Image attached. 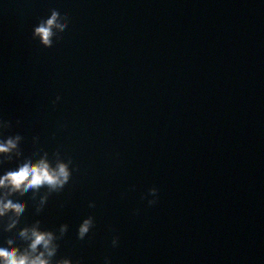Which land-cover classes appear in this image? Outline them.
Here are the masks:
<instances>
[{
	"label": "water",
	"instance_id": "water-1",
	"mask_svg": "<svg viewBox=\"0 0 264 264\" xmlns=\"http://www.w3.org/2000/svg\"><path fill=\"white\" fill-rule=\"evenodd\" d=\"M53 8L66 26L45 45L33 27ZM15 136L0 173L46 154L70 177L12 192L25 208L0 241L24 248L36 225L52 264H264V2L0 0V140Z\"/></svg>",
	"mask_w": 264,
	"mask_h": 264
},
{
	"label": "clouds",
	"instance_id": "clouds-1",
	"mask_svg": "<svg viewBox=\"0 0 264 264\" xmlns=\"http://www.w3.org/2000/svg\"><path fill=\"white\" fill-rule=\"evenodd\" d=\"M264 2V0H262ZM66 22L60 18L58 9L53 8L50 15L43 18L33 27V35L39 37L45 45L52 43L54 29L64 28ZM59 99V97H57ZM18 136L8 137L0 140V154L11 152L17 146ZM70 177L68 164L63 161H57L53 166L45 156L33 161L28 157L19 162L15 167L5 169L0 173V190L7 189L6 192L0 191V216H3L9 210H14L17 214L23 212L25 203L23 200L13 198L11 193L19 189L27 191L29 189L37 190L41 186H47L51 190L61 188ZM155 194L156 189H150ZM44 197L41 198L43 203ZM149 203H154L149 201ZM18 215L14 216L9 222V227L17 223ZM38 223V222H37ZM92 224L91 218L84 219L78 228V237L83 238ZM65 225H61L60 231L63 233ZM19 236L27 241V246L19 248L13 246L15 237L9 236L7 242L0 241V264H52L51 258L56 252L54 244V234L50 231H41L36 225L24 227L19 231ZM112 244H117L114 237ZM57 264H72L68 259L58 261ZM105 264H110L106 257Z\"/></svg>",
	"mask_w": 264,
	"mask_h": 264
}]
</instances>
